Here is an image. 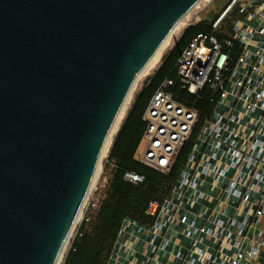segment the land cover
I'll list each match as a JSON object with an SVG mask.
<instances>
[{
  "label": "water",
  "instance_id": "water-1",
  "mask_svg": "<svg viewBox=\"0 0 264 264\" xmlns=\"http://www.w3.org/2000/svg\"><path fill=\"white\" fill-rule=\"evenodd\" d=\"M207 0H0V264H58L139 75Z\"/></svg>",
  "mask_w": 264,
  "mask_h": 264
},
{
  "label": "built area",
  "instance_id": "built-area-1",
  "mask_svg": "<svg viewBox=\"0 0 264 264\" xmlns=\"http://www.w3.org/2000/svg\"><path fill=\"white\" fill-rule=\"evenodd\" d=\"M234 5L246 15L235 21L233 35L219 42L215 35L200 34L177 62L178 81L183 87L198 94L209 86L216 98V108L223 110L215 109L202 126L198 137L204 146L192 152L189 169L181 173L174 196L163 205L151 202L147 210L150 214L159 212L163 219L156 226L167 230L179 209L206 197L201 186L213 174V184L219 191L215 204L197 215L202 223L198 224L196 219L187 221V216L180 220L186 222L189 237H234L237 253L230 264H237L246 254L254 257L264 247V229L254 228L264 218V0H232L214 23L215 28ZM255 36L263 39L256 42ZM235 42L239 43L241 53L234 58ZM172 85L174 81L167 80L160 86L146 109L145 146L137 157L163 173L171 170L199 118L197 109L174 99L168 91ZM125 177L134 183L143 180L133 173H126ZM221 205L223 210H218ZM228 205L245 209L243 218L228 216ZM253 229L256 231L252 245L246 253L241 246ZM194 253L201 264H213L217 259L203 247H196Z\"/></svg>",
  "mask_w": 264,
  "mask_h": 264
},
{
  "label": "trees",
  "instance_id": "trees-1",
  "mask_svg": "<svg viewBox=\"0 0 264 264\" xmlns=\"http://www.w3.org/2000/svg\"><path fill=\"white\" fill-rule=\"evenodd\" d=\"M231 3L232 0H228L213 20L201 18L185 27L173 47L163 55L157 69L144 80L142 88L113 135L106 161V167L111 170L104 194L96 208H92L81 221L62 264H110L126 222L135 223L143 230H152L158 237L165 234L166 230H159L156 226L163 218L159 212L148 213V207L151 202L163 205L167 198L174 196L173 190L179 183L181 173L189 169L192 152L195 148L200 149L204 146L198 137L202 126L215 109L223 110V107L216 108V98L209 86H205L198 94L190 93L183 87L178 81L177 62L183 51L200 34L215 35L219 42L233 35L235 21L246 15L240 11L238 5H234L218 26L214 27V23ZM240 53V45L235 42L232 56L235 58ZM167 80L174 81V85L168 89L174 99L197 109L199 118L189 140L176 156L171 170L163 173L140 162L136 154L147 129V122L144 120L146 109L155 92ZM126 173L138 174L143 180L131 182L126 179ZM213 181L214 175L210 174L207 182L201 186L206 193L205 198L197 199L193 205L187 203L175 213V219L169 227L172 234L186 236L187 224L180 220L183 216H187V221L196 219L198 224L202 223V218L197 215L203 213L206 206H213L218 195L219 190ZM192 259H195V263L201 264L196 260V256Z\"/></svg>",
  "mask_w": 264,
  "mask_h": 264
},
{
  "label": "crops",
  "instance_id": "crops-1",
  "mask_svg": "<svg viewBox=\"0 0 264 264\" xmlns=\"http://www.w3.org/2000/svg\"><path fill=\"white\" fill-rule=\"evenodd\" d=\"M261 39H263L261 36H255L254 41L259 42ZM252 198H255L254 194ZM227 207L228 216L243 218L245 209H236L233 205ZM223 208L221 205L217 209ZM254 228L264 229V218ZM256 229L248 233L246 241L241 246L246 253L251 248V238ZM171 231L168 228L163 236L158 237L152 230H143L135 223L126 222L110 264H197L192 258L196 256L194 250L198 246L205 247L207 252L215 255L217 259L213 264H230L232 257L237 253V248L233 246L234 237L226 239L221 237L217 241L215 237H207L204 234L189 237L172 234ZM237 264H264V247H260L254 257L246 254Z\"/></svg>",
  "mask_w": 264,
  "mask_h": 264
},
{
  "label": "rangeland",
  "instance_id": "rangeland-1",
  "mask_svg": "<svg viewBox=\"0 0 264 264\" xmlns=\"http://www.w3.org/2000/svg\"><path fill=\"white\" fill-rule=\"evenodd\" d=\"M209 0H207L201 7H199L190 17L189 19L182 25V27L179 28V30L175 33V35L172 37V39L169 41V43L166 45V47L162 50V52L160 53V55L157 57V59L154 61V63L152 64V66L149 68V70L146 73H143L142 75H140L136 81V83L134 84V87L130 93V96L124 106V109L122 110V114L120 115V120H119V124L117 123V126L115 128V132L117 131L118 127L121 124L122 119L125 117L129 107L131 106L136 94L138 93V91L142 88L144 80L151 75L156 69L157 67L160 65L162 57L165 53H167V51L169 49H171L173 47V45L175 44V42L177 41V39L179 38V36L181 35L182 31L185 29V27L188 26L189 23H193L199 19H206V20H213L214 17L216 16V14L227 4L228 0H210V4L207 5L204 9L203 7L205 6V4L208 3ZM186 24V25H185ZM115 132H113V135L115 134ZM113 135L110 137V144H108V147H106L103 150L102 156H101V160H100V164L97 170V174L96 177L94 179V182L92 184V187L88 193V196L84 202V205L82 207V210L80 212V215L78 217V220L76 221V224L74 225V228L70 234V237L67 241V244L65 246L64 252L62 254V257L59 261L58 264H62L64 257L66 255V252L71 244V240L74 237L78 227L81 224V221L83 220V218L85 217V215H87L88 212H90V210L92 208H96V205L99 201V199L103 196L105 188L108 184V180H109V176H110V170L111 168L106 167V161H107V157L109 154V150L110 147L112 145V141H113ZM145 146V140H142L136 157L139 158V156L142 155L143 149Z\"/></svg>",
  "mask_w": 264,
  "mask_h": 264
},
{
  "label": "bare ground",
  "instance_id": "bare-ground-1",
  "mask_svg": "<svg viewBox=\"0 0 264 264\" xmlns=\"http://www.w3.org/2000/svg\"><path fill=\"white\" fill-rule=\"evenodd\" d=\"M186 25V24H185ZM182 27V26H181ZM160 55V54H159ZM157 59V58H156ZM142 75V74H141ZM140 76V75H139ZM129 98V97H128ZM128 100V99H127ZM127 102V101H126ZM125 106V105H124ZM124 109V108H123ZM121 114H122V112H121ZM120 114V115H121ZM121 117V116H120ZM120 117L118 118V120H117V122H116V125H115V127H114V129L112 130V134L110 135V137L113 135V132H115L114 130H115V128H116V126H117V123L119 122V120H120ZM119 124V123H118ZM110 137H109V139H108V141H107V143H106V145H105V147H104V149L106 148V147H108V144H110L109 142H110ZM93 184V183H92Z\"/></svg>",
  "mask_w": 264,
  "mask_h": 264
}]
</instances>
